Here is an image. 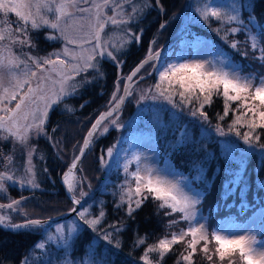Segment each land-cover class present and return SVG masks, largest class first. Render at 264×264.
Masks as SVG:
<instances>
[{
  "label": "snow or ice",
  "instance_id": "obj_1",
  "mask_svg": "<svg viewBox=\"0 0 264 264\" xmlns=\"http://www.w3.org/2000/svg\"><path fill=\"white\" fill-rule=\"evenodd\" d=\"M153 8L160 13L166 12L161 0H91V3L89 0H0V142L11 144L8 154L0 148V199L7 201L0 203V229L41 235L20 264H37L38 261L39 264H116L115 257L123 247L120 234L127 225L123 219L107 222L103 205L96 214H93L91 205L85 207L82 200L88 195L83 190L87 178L77 176V171H83L78 165L102 126L101 135L107 133L109 126L123 127L115 114L133 95L137 80L144 79L139 73L146 64H151L152 68L147 75L155 73L157 77L146 90L150 98L163 99L172 109L181 112L187 107L191 116H199L209 123L205 106L212 105L213 97L222 98L223 115L217 114V119L223 121L229 112L233 113V119L227 124V132L219 123L216 130L221 135L234 133L245 144L264 149V143L260 142L264 132H257V129L264 130V74L245 72L243 64L223 53L212 60L164 61L162 50L155 48L157 41L153 39L145 57L128 75L118 73L107 110L91 124L83 143L73 145V149L78 147V154L73 155L61 176L73 204L69 209L74 214L70 225L56 223L54 231H48L51 217L47 220L30 218L24 208L28 197H11L9 187H40L33 162L37 147L31 140L41 135L52 140L46 130L49 112L60 104H64L67 111L74 110L66 99L74 97L80 88L92 82L88 75L82 74L103 77L101 59L106 57L117 69L120 68L124 61L118 55L131 43H140L144 32L143 28L133 31L130 25L142 22ZM249 8L254 9L251 0H228V3L199 0L195 11L201 22L219 35L229 48L246 58L248 52L241 51L243 43L253 53H259L253 58L264 66V45L261 44L264 25L257 24L252 12H248L247 20L243 18L242 13ZM9 14H14L16 19L11 20ZM168 23L167 20L161 22L158 31L165 29ZM74 24L79 25L76 35L69 32ZM109 26L122 34L118 43L105 38ZM255 28H259V33L253 31ZM42 29L55 30L57 35L48 34L45 39L62 41L63 48L44 56L31 54V50L37 48L32 34ZM240 33L245 35L243 42L235 39ZM5 41L7 45H4ZM13 47H17V51H13ZM25 48L30 51L25 52ZM77 77L81 78L77 80ZM146 98L149 97L140 96L141 100ZM80 107L83 108L84 104ZM242 128L246 130L241 132ZM177 131L180 132L177 146H185L187 129ZM58 143L54 142L53 147ZM196 143L195 139L191 140L194 152ZM17 145L22 149L20 165H17L14 154ZM114 151L115 145L106 149L99 158L102 165L106 157H113ZM39 158L44 159L42 154ZM133 161L136 167L129 171V164ZM242 169L243 161H240L232 175L226 178L225 196L232 194L235 186L243 182ZM48 171L47 167L43 168L44 173ZM197 171L202 173L203 168L197 167ZM124 172L119 199L114 203L117 211L123 209L129 219H135L134 213L151 199L157 212L163 211L165 216L172 217L166 225L168 229L181 222L186 225L165 234L156 243L148 244L139 257L142 264H162L165 256L173 251V246L180 243L185 247L175 264H194L193 257L198 251L209 264H224L225 260L227 264H264V240L257 239V233L264 234V220L259 229L252 226L239 231L216 228L210 232L207 220L198 208L204 193L193 190L185 178H177V173L143 163L140 155L125 162ZM261 185L264 186V181ZM78 187L79 197L76 196ZM240 191L243 196V189ZM14 214L24 219L15 222ZM261 215L264 217V211ZM86 233L87 239H81ZM146 239V235H136L132 248L145 245ZM53 249L58 253L56 261L52 259ZM35 250H40L49 259L41 261L31 254ZM153 253L157 254L155 259ZM214 257L217 260L214 261Z\"/></svg>",
  "mask_w": 264,
  "mask_h": 264
},
{
  "label": "rangeland",
  "instance_id": "obj_2",
  "mask_svg": "<svg viewBox=\"0 0 264 264\" xmlns=\"http://www.w3.org/2000/svg\"><path fill=\"white\" fill-rule=\"evenodd\" d=\"M185 1L186 0H161L166 10L165 13H160L158 9L153 8L147 13L142 22L130 25L133 31H138L140 28H143L144 32L142 34L140 43H131L125 52L118 55V58L124 61L119 69H117L115 64L110 60L105 62L101 59L100 63L103 70L105 68L104 64H107L110 67L108 69L110 71L109 76L104 75L103 77H94V75L91 73L82 74L88 75V78L92 82L80 88L74 97L66 99V103L71 105L74 110H65L64 104H60L55 109L56 114L67 112L68 115H73L72 117H68L67 120H65V122L62 124L63 126L60 134L54 135L55 142L56 139H58L57 141L59 142L58 144H56V147H53V145L49 142V139L43 135L39 137H33V139L31 140V143L35 144L37 147V154L33 157V162L36 164L38 181L41 186L44 184V182L46 183L48 173L50 172L48 171V173H44V167H47L49 170V165H53L57 161L62 162V160H64L66 163H69L73 158V153H78V147L74 150L71 145L70 149L67 148V144H65L64 146L62 145V138L64 139L65 133L66 135L70 133L72 140H78L80 144L83 143V137L87 134V131L91 127V124L95 121V118L101 112L107 110L108 102L113 93L114 82L117 79L118 73L122 76L128 75L129 72L136 66L134 61L136 59L137 61L142 60L145 57L149 44L153 39L157 41L155 48L158 49L161 48L165 43H167V40L177 32V29L182 21L183 12L185 9ZM89 3H91V0H89ZM198 3L199 0L193 1L192 13L190 17L191 20L187 32L182 36L181 39H179L180 41L177 44H175L172 48H170V50L167 51L168 53L163 58V60H212L216 58L218 54L223 53L225 56H229L236 62L243 64L245 66V72H257L260 74H264V66H262L258 60L253 58L259 53H253L250 47H245L242 43L241 51L248 52V56L246 58L242 57L240 53L229 48V46L220 38V36H217L214 31H212L211 29L209 31L207 30L208 27L201 25L202 22L199 19L197 12L195 11ZM218 3H228V0H218ZM252 3H254V9H251V12L256 17L257 24L261 25V23L264 22V11L263 13H260L259 11L264 6V0H258L257 3L256 0H252ZM83 6L88 7L89 5ZM9 16L11 20L16 19L14 14H9ZM242 16L245 20H247L248 12H243ZM159 17H161L163 21L167 20L169 22L167 27L160 31H158L159 26L157 25V19H159ZM78 30V24H74L71 28H69V32L73 35H76ZM253 30L259 33V28H255ZM105 31L107 33V36L105 37L106 39H109L114 43H118L121 39L122 34L120 33V31H114L112 26L106 28ZM48 34L57 35L55 30L51 29H42L39 32H33L32 35L34 41L37 44V48L32 49L31 54L44 56L49 52L63 48L64 44L62 41L46 40L45 35ZM230 39H232V37H230ZM235 39L243 42L245 40V35L243 33L237 34ZM3 43L4 45H7L8 42L5 41ZM263 43L264 37L261 38V44L264 45ZM13 51H17V47H13ZM24 51L28 52L30 50L25 48ZM4 55H7V52H5ZM33 70H35L34 66ZM113 70L115 71L114 79L113 76H111ZM151 71V64L147 65V67L141 70L139 75L147 78L138 83L139 87L137 89V92L133 91V95L131 96L125 108L121 112L116 114L120 124H122L123 127L117 129L115 127L109 126L110 131L107 132V134L101 135L100 131H102V126L100 131L96 133V136L94 137L92 142V149L85 161L86 168L84 169V174L80 173L77 175L87 178L84 182V187H87L89 184L91 185V187L88 186L89 188L85 187V192H87L88 194H92L93 192L98 190L99 187L104 186V182L106 181H113V183L117 182V186H115L114 189L120 190V186L125 179L124 164L126 161L132 160L134 155H140L143 163L145 164L152 165L159 169H167L179 174L177 178H185L187 182L190 183V186L193 190L203 192V190H201V188H199L198 185L193 180H191L185 172L183 173L177 168V164L174 159L171 158L166 149H164L160 145L161 139L159 138V136L161 126L163 124L167 125V123L170 121L168 118L170 117L173 120L177 121L176 130L187 129L188 133L191 132L192 135H194V139H198L199 141H201V139H205L207 142L214 143L217 151L220 150L222 155L228 157L233 163L238 164V162L243 161L242 171L245 170L246 166H253L256 171H260V173L264 175V166H262L264 165V149H260L258 146H249L248 144H245L244 141L237 137L234 133L221 135L216 130L217 123H213L210 118L209 123L203 121L199 116H191L188 113L187 107L184 108V110L181 112L179 109H172V106L163 99L150 98V94L147 93L146 90L149 89L157 79L155 73H153L151 76L147 75V73ZM80 78L81 77H77L76 79L79 80ZM102 94L103 96L100 97V99H96L97 96H101ZM141 95L148 96L149 98L141 100ZM77 99L78 101H76ZM80 99L83 100L82 103L81 101H79ZM217 100L223 104L222 98H218ZM81 104H84V113L79 109V106ZM87 106L88 108H86ZM233 107H235V105H233ZM77 115H79V119L80 116L83 117L85 124V132L83 133H80V131L78 130L81 126ZM135 119H137L138 122L131 124L130 127V123ZM105 123H107V121ZM221 126H223L225 131L227 132V125ZM46 130L48 132L47 126ZM173 131H175V129ZM176 133L179 140L180 132L177 131ZM260 142L264 143V138H261ZM113 145H115L113 157H106L104 164L102 165L99 159L100 156L104 152H106V149L108 147H111ZM175 145H177V142L173 143L170 147L172 149V152L174 149L177 150ZM0 148L3 149L5 154H8L11 150V144L10 142H0ZM214 150L215 149L212 148L210 156L213 155ZM55 151H58V153L61 154L62 159L58 157V153H56ZM249 153H252V156ZM14 154L16 157L17 165H20L22 163V149L19 145L16 146ZM41 154L44 157L43 160L39 158ZM162 155L164 158L162 157ZM253 155L260 157L257 160L256 157H253ZM251 158H254L256 163L252 162ZM135 167L136 164L133 161L129 164V171L134 170ZM214 177L215 176H213L212 179H214ZM248 178H244L243 176V181H248ZM211 182L213 183L211 185V189H209L211 190V194L208 197H206L204 194L201 203L198 205L200 214H202V216L207 220L210 232L212 229L216 228H222L228 231H239L252 226L259 229L262 220H264V217H262L261 215L262 211H264V206L262 205V203L256 202L257 200L253 197L252 192L249 194L247 199L251 203L253 202L252 206L259 204L260 208L254 207L257 209L255 210L253 208V211L249 214L248 212L251 210V206L244 209L241 204L242 201H240L239 199H235L234 195H229L230 198H228V196V199L226 198L224 200L223 197L225 196V192L223 191L224 189L222 187L220 188V180L215 182L214 179V181ZM235 188L237 189L236 192L238 194L241 193V189H243V191L245 189L241 184H239V186ZM219 190L222 191L223 197L219 195ZM78 191L79 187L77 188L76 192ZM18 193L19 191L16 192V194ZM21 194L25 197H28V200L24 204V208L27 212L30 213V218L46 219L49 216L52 217L56 215H62L67 213L72 207L66 196H64L63 199L58 195L54 196L52 194H49L46 190L42 191L38 189L34 190L33 192H23ZM76 196H79V193H77ZM235 196L238 195L235 194ZM11 197L14 198L13 195ZM109 200L110 197L108 198L106 195H101L93 202L88 203L87 206H92L93 214H96L98 212L101 205H103L105 211L108 212L109 205L107 201ZM0 202L6 203L7 201L0 199ZM233 202H236V204ZM142 207H151L154 210L153 213L159 215L158 218L155 217V223H157L156 226L152 225L154 226L152 231L154 230V228L157 229L158 226L160 228V234L155 237V242H157L159 238L163 237L167 233L178 231L180 228L186 227L185 223L181 222L179 225L174 226L172 229H168L166 225L168 224V221L172 219V217L165 216L163 214V211L157 212L156 204L151 199L145 202ZM115 210L116 209L114 205H112V211H110V215L114 220H118ZM248 214L249 216L242 221L241 218ZM73 218L65 222H61V224L70 225ZM23 219L24 217L14 214L15 222H19ZM106 219L107 222H112L111 219H108L107 217ZM215 219L218 220V224L213 226L212 224L214 223L213 221ZM123 220L126 224H128L129 222L131 228L126 227V230L120 234V238L123 241V247L119 251V254L115 257L116 264H142V262L139 260V257L143 253L144 248H132V242L135 238V235L133 234L136 231V227L132 225L131 221L125 219ZM152 226L150 227L152 228ZM54 229L55 226L51 227L48 231H54ZM128 229L131 230V236H128ZM87 235L88 234L86 233L81 239L86 240ZM257 239L264 240V234L257 233ZM32 243H34V240H32ZM32 243H29V246H31ZM184 247L185 246L183 243L174 245L172 251L173 257L177 258V254L183 251ZM210 247L212 246L210 245ZM35 252H39L36 253V255L41 253L40 250H35ZM129 253H131V255H129ZM76 255L78 256V253ZM54 256V258H56V255ZM194 256L203 258V253L198 251ZM213 259L215 261L217 260V257H214ZM0 264L6 263L0 261ZM171 264H175V262H171ZM224 264H227V260H225Z\"/></svg>",
  "mask_w": 264,
  "mask_h": 264
},
{
  "label": "trees",
  "instance_id": "obj_3",
  "mask_svg": "<svg viewBox=\"0 0 264 264\" xmlns=\"http://www.w3.org/2000/svg\"><path fill=\"white\" fill-rule=\"evenodd\" d=\"M257 1L258 0H256V3H257ZM251 2H252V0H251ZM251 9L252 8H249L248 11H246V12H251ZM263 11H264V6L260 9L259 12L263 13ZM157 21H158V23H157L158 26L161 22H163L161 17H159V19H157ZM201 25L206 26L203 22ZM261 25H264V22L261 23ZM213 27H216L215 23H213ZM210 29L211 28L208 27L207 30L210 31ZM254 32H256V31H254ZM217 36H219V35H217ZM136 61H137V59L134 61V63L137 65V63H139L141 60H138L137 62ZM105 62H107V61H105ZM104 65H105V68L103 70V73L105 76H109L110 71L108 69L110 67L107 64H104ZM111 76H113V79L115 78V71L114 70H113ZM102 96H103V94L101 96H97L96 99H100V97H102ZM217 99H218L217 97H213L212 105L210 107L206 105L205 111L208 113V117L210 118V120L213 123L215 122V123H219L221 125H227L233 119V113L229 112V115L226 116L223 121H219L217 119V114L223 115V104L220 103V101H218ZM76 101H78V99ZM79 101H81V103L83 102L82 99H80ZM86 108H88V106ZM79 109L81 111H83V113H84V110H85L84 107L83 108L80 107ZM168 119L170 121L167 123V125L163 124L164 126L162 125L161 129H160V136H159V138L161 139L160 145L164 149H166L169 156L174 159V161L177 164V168L179 170H181L183 173L185 172L187 174V176L191 180H193L198 185V187L201 188V190H203L206 197H208L211 194V190H209V189H211V185L213 184L211 181H214V179H215V182L220 180V188L222 187L224 189L223 191L225 192L226 178H228L232 175L233 170H235L237 168L236 167L237 164L231 162L228 157H225L224 155H222L220 150L217 151V148L215 147L214 143L207 142L205 139H201L202 142L199 141L198 139H195V141L197 143H196V151L194 152L192 149V145H191V140L194 139V137H193L194 135H192L191 132L188 133V142L186 143V145L185 146L175 145L177 150L174 149L172 152V149L170 147L172 146L173 143H176L178 141L177 133H176L177 132V130H176L177 121L173 120L171 117ZM136 122H138L137 119L133 120L130 123V127H131V124L136 123ZM174 129H175V131H173ZM84 130H85V128H84ZM245 130H246L245 128H242L241 132H243ZM257 132H264V130L257 129ZM69 138L71 140L72 137L69 136ZM261 138H264V135H262ZM212 148L215 150L213 151V155L210 156L211 155L210 152H211ZM170 152H172V153H170ZM249 154L252 156V153H249ZM162 157H163V155H162ZM253 157H256V159L258 160L260 156L257 157L255 155H253ZM251 160H252V162L256 163L254 158H251ZM197 167L203 168V172L202 173L198 172ZM243 172H244V175H243L244 178L249 177L248 181H243V183H241V185H243V187L245 188L243 191V193H244L243 196L241 195V193L238 194L236 192V190H237L236 188L232 192V194H230V195H234L235 199H239L240 201H242L241 204L244 207V209L251 206V208H250L251 210L248 212L250 214L253 211L254 207L260 208L259 204L252 206L253 202L251 203L247 199V197L249 196V194L251 192H252L253 197L257 200L256 202L262 203V205L264 206V186L261 185V182L264 181V175H262L260 173V171H256V169L253 166H248V167L246 166V168ZM213 176H215L214 179H212ZM104 184H105L104 186H101L98 189L97 196L94 198V200H96L101 195H106L108 198L110 197V200L107 201L108 205H109L108 206L109 210L106 213H107V218L114 221L113 217L110 215V213H111L110 211H112V205H114V203L119 199L120 190L114 189V187L117 186V182L113 183V181L112 182L106 181V182H104ZM238 186H235V187H238ZM218 193L220 196L223 197L221 190H219ZM235 194H237L238 196H235ZM58 196L64 199L65 195H58ZM228 196H224L223 199L225 200ZM239 196H240V198H239ZM228 198H230V196ZM67 200H68V197H67ZM233 203L236 204V202H233ZM257 208H254V209L256 210ZM115 211H116V215H117L118 219L123 218L125 220H129V221H131L132 225L136 227V231L133 235H135V236L136 235H139V236H145L146 235L147 236L146 243H145L146 245L140 246L139 249L145 248L147 246V244L156 243L155 237L158 236V234H160V228L158 226L157 229L154 228L153 231H152V229L157 224V223H155V217L158 218L159 215L156 213L154 214L153 213L154 210L151 207H142L141 209L137 210L134 213L135 219H132V220L127 218V216L124 214L123 209H121L119 211H117V210H115ZM244 212H245V210H244ZM249 214L243 216L241 218V220L242 221L245 220V218L248 217ZM52 217H54V216H52ZM213 222H214L212 224L213 226L218 224L217 219H215ZM126 225H127V228H131V226L129 225V222ZM152 225H154V226H152ZM150 226H152V228ZM48 230H50V228ZM130 233H131V230L128 229V236H131ZM39 239H41L40 234H33V233H30L27 231H25L23 233H14L13 234L11 232L5 231L4 229L3 230L0 229V261H2L3 263H6V264H20V261L24 258V256L26 254H29L30 250L33 248L36 241H39ZM32 240H34V243H32ZM29 243H32V245L29 246ZM56 252L57 251H55V250H51V255H52L53 261H56V259H57V253ZM36 253H39V252L34 251L31 254L36 255ZM54 255H56V258H54L55 257ZM151 255H152L153 259H155L157 257L156 253H153ZM178 255L179 254H177V257H178ZM36 256L39 257L41 261H47L49 259V257L47 255H44L42 253L37 254ZM193 259H194V264H209L208 261H206L205 259L200 258V257L194 256ZM175 260H177V258H174L173 253L170 252L165 256L162 264H171V262H176ZM37 264H39V261L37 262Z\"/></svg>",
  "mask_w": 264,
  "mask_h": 264
},
{
  "label": "flooded vegetation",
  "instance_id": "obj_4",
  "mask_svg": "<svg viewBox=\"0 0 264 264\" xmlns=\"http://www.w3.org/2000/svg\"><path fill=\"white\" fill-rule=\"evenodd\" d=\"M139 85L137 84L135 87H134V92H137V89H138ZM59 106V105H58ZM56 106L54 108V110H52V113L49 115V118H48V121H47V128H48V132H49V136L52 137V140L49 142L53 145V142H55V139H54V135L56 134H60V131L62 130V124L65 122V120H67L68 117H72L73 115L69 114L67 112H63V113H59V114H56V108L58 107ZM78 117V120L80 122V128L78 129L80 131V133H83L84 132V128H85V124H84V120H83V117L80 116V119H79V115H77ZM56 129L55 132L52 131V129ZM69 136H70V133L66 135L65 133V136H64V139L62 138V142H63V146L65 144H67V148L70 149V145L73 147V145H78V140H69ZM58 139H56V142H57ZM79 140H80V137H79ZM67 141V142H66ZM72 143H71V142ZM74 141V142H73ZM80 144V142H79ZM75 150V149H74ZM56 153H58V151H55ZM78 154V153H77ZM74 155V153H73ZM58 157L60 158L61 157V154L58 153ZM86 159L83 160L81 166L79 168H82L83 171L80 172V171H77V175L82 173L84 174V169L86 168V163H85ZM71 163V161L69 163H66L64 160H62V162L60 161H57L56 163H54L53 165H49V173H48V177H47V180H46V183L44 182V184L39 188L37 189H24V188H20L18 186H14V187H9L8 191L9 193H11V196L13 195L14 198H19L22 194L21 193H25V192H33L34 190H46L49 194H52V195H66V191H65V187L61 181V176H62V173L66 170L67 168V165H69ZM86 187V186H85ZM84 187V191L85 189L88 187L85 188ZM89 188V187H88ZM19 191L18 194H16V192ZM79 193L76 192V194ZM25 232V231H24ZM23 233V232H21Z\"/></svg>",
  "mask_w": 264,
  "mask_h": 264
},
{
  "label": "water",
  "instance_id": "obj_5",
  "mask_svg": "<svg viewBox=\"0 0 264 264\" xmlns=\"http://www.w3.org/2000/svg\"><path fill=\"white\" fill-rule=\"evenodd\" d=\"M193 1L194 0H186L185 1V5H184V12H183V16H182V21H181V23H180V25H179V27H178V29H177V32L171 37V38H169L168 40H167V43H165L161 48H159V49H161L162 50V57L164 58L166 55H167V51L168 50H170V48H172L175 44H177L180 40L179 39H181L182 38V36L187 32V30H188V26H189V23H190V20H191V13H192V5H193ZM102 60H105V61H108L109 59H107L106 57L105 58H103ZM138 64V63H137ZM147 65H149V64H146L145 66H144V68L145 67H147ZM143 68V69H144ZM142 70V69H141ZM130 73V72H129ZM147 77H144V79H146ZM143 79V80H144ZM140 81H142V80H137V83H139ZM137 83H136V85H137ZM135 85V86H136ZM134 86V87H135ZM130 98H131V96L130 97H128L126 100H125V102H124V104L121 106V108H120V110H119V112H121L124 108H125V106L127 105V103L129 102V100H130ZM56 106H54V108H55ZM51 112L52 111H50L49 112V115L51 114ZM119 112H117L116 114H118ZM115 114V115H116ZM99 116V115H98ZM97 116V117H98ZM96 117V118H97ZM95 118V119H96ZM106 122V121H105ZM110 130L108 129V131L107 132H109ZM104 134H107V133H104ZM92 145L93 144H91V146L89 147V149H87L86 150V152H85V155L82 157V160L80 161V163H79V165H78V167H80L81 166V162L86 158V156L90 153V151H91V149H92ZM64 185V184H63ZM64 187H65V191H66V195L65 196H67L68 197V200H69V202L71 203V205H72V207H73V204H72V201H71V194L67 191V188H66V186L64 185ZM97 191H95V192H93L92 194H88L87 196H85L84 198H83V200H82V203H84L85 204V207L88 205V203H90V202H92L93 200H94V198L97 196ZM77 197H79V196H77ZM86 202V203H85ZM1 203V202H0ZM74 217V214H72V213H70L69 211L67 212V213H65V214H62V215H56V216H54V217H51V221H50V226L48 227V229L50 228V227H53V226H55L56 225V223H61V222H65V221H67V220H69V219H71V218H73ZM49 218V217H48ZM48 218H46L45 220H47ZM3 230V229H2ZM5 230V229H4ZM5 231H8V232H11V233H13L14 234V232H12V231H10V230H5ZM21 232H24L23 230L22 231H20L19 233H21Z\"/></svg>",
  "mask_w": 264,
  "mask_h": 264
},
{
  "label": "bare ground",
  "instance_id": "obj_6",
  "mask_svg": "<svg viewBox=\"0 0 264 264\" xmlns=\"http://www.w3.org/2000/svg\"><path fill=\"white\" fill-rule=\"evenodd\" d=\"M87 156H88V155H87ZM87 156H86V158H87ZM86 158H85V159H86ZM85 159H84V160H85ZM82 162H83V161H82ZM82 162H81V164H82ZM99 188H100V187H99ZM99 188H98V189H99ZM96 191L98 192V190H96Z\"/></svg>",
  "mask_w": 264,
  "mask_h": 264
}]
</instances>
